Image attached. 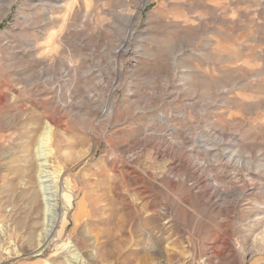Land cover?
<instances>
[{
  "label": "rangeland",
  "instance_id": "374dc122",
  "mask_svg": "<svg viewBox=\"0 0 264 264\" xmlns=\"http://www.w3.org/2000/svg\"><path fill=\"white\" fill-rule=\"evenodd\" d=\"M0 264H264V0H0Z\"/></svg>",
  "mask_w": 264,
  "mask_h": 264
},
{
  "label": "bare ground",
  "instance_id": "6f19581e",
  "mask_svg": "<svg viewBox=\"0 0 264 264\" xmlns=\"http://www.w3.org/2000/svg\"><path fill=\"white\" fill-rule=\"evenodd\" d=\"M48 14H46V16H48ZM51 142H52L51 128H49V126L46 125L44 126L42 132L40 133L36 141V155L37 157H39L41 161L47 160L48 153H46V151L51 146ZM40 167H46V164L41 163ZM41 172H42L41 179L38 182V191L41 195L43 207L41 208V211H40L41 213L40 225L42 227V231L38 234L39 244H38L37 252L39 254L42 253L45 250V248L50 244V242L53 241L54 228L56 227V224L60 222L59 217L55 215L56 209L53 203V201L55 200V196L57 194L54 195V191H52L50 184H48L50 180H48L47 176L44 175L46 171L42 170Z\"/></svg>",
  "mask_w": 264,
  "mask_h": 264
}]
</instances>
